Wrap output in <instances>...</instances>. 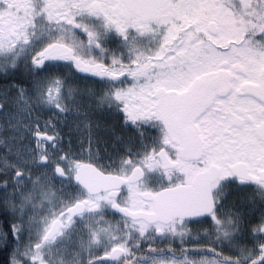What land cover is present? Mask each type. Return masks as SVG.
Returning a JSON list of instances; mask_svg holds the SVG:
<instances>
[{
	"label": "snow or ice",
	"instance_id": "6c2138e0",
	"mask_svg": "<svg viewBox=\"0 0 264 264\" xmlns=\"http://www.w3.org/2000/svg\"><path fill=\"white\" fill-rule=\"evenodd\" d=\"M0 264H264V0H0Z\"/></svg>",
	"mask_w": 264,
	"mask_h": 264
}]
</instances>
